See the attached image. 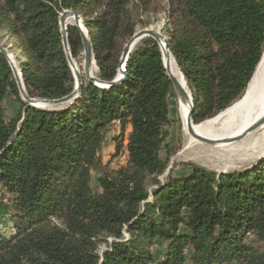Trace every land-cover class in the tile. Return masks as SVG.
I'll return each mask as SVG.
<instances>
[{
	"label": "trees",
	"instance_id": "obj_1",
	"mask_svg": "<svg viewBox=\"0 0 264 264\" xmlns=\"http://www.w3.org/2000/svg\"><path fill=\"white\" fill-rule=\"evenodd\" d=\"M139 1L0 0V26L19 38L25 58L28 95L58 99L75 88L59 23L65 10L83 19L97 77L115 80ZM168 17L169 48L199 124L248 88L264 53V0H169ZM68 45L79 57L76 26L68 28ZM173 91L153 37L136 44L119 83L84 81L61 109L28 107L0 52V185L8 194L0 223L16 229L13 238L0 234V264H264V157L243 171H168L171 153L162 152L170 147ZM9 92L21 102L10 120ZM115 123L117 155L127 139L128 163L106 169L95 193L92 172ZM107 238L113 241L100 253ZM157 240L162 259L152 251Z\"/></svg>",
	"mask_w": 264,
	"mask_h": 264
},
{
	"label": "rangeland",
	"instance_id": "obj_2",
	"mask_svg": "<svg viewBox=\"0 0 264 264\" xmlns=\"http://www.w3.org/2000/svg\"><path fill=\"white\" fill-rule=\"evenodd\" d=\"M135 3L136 5L139 4L137 11L134 10L135 7L133 8V11L135 13L133 14V18L134 20H136L135 33L141 30H144V29H153L156 31H160L169 41V37L167 36L166 31L164 29L169 19L168 17L169 0H147L146 4H144L143 1L141 0L138 3L137 2ZM82 24H83L84 31L87 32L83 19H82ZM72 25L76 26L74 24V20L68 19L67 37H68V28L69 26H72ZM0 44H2L4 47L8 49L13 66L16 68V70L18 71L20 75V78H22L23 80L19 61H23L25 60V58L23 56V52L20 47L19 38L15 35H12L9 32L6 25L0 26ZM82 44H83V41H82ZM69 50H70V47H69ZM64 52H65V49H64ZM93 61L96 66L95 72L93 75L97 77L99 74V70L95 62V57ZM73 63H76L77 65L80 66L81 72H82L81 76L83 80L88 81L86 79V74L84 70V46L81 50L79 57L77 58L73 57ZM13 76H14V73H13ZM20 96H21L22 101L24 102L21 93H20ZM241 97L239 99H241ZM179 100L180 98L178 94L176 93V91L174 90L170 98L172 122L167 127V130L170 132V136L167 140V143L170 144V147L168 151L162 152L163 157H166L168 153H171L168 171L173 169L174 174L184 175L190 172L192 165L201 166L208 170L216 171L218 173L243 171V170L253 167L264 157V145L262 149L260 150H254V149L252 150V148H248L251 142L245 141L244 137L239 140H230L229 143H227L228 144L227 146H223V144L220 142H214V143L195 142L192 145L188 146L189 138H188L187 131H185V124L181 116ZM20 105H21V102L12 93L9 92L4 100L6 118L8 120L16 116ZM64 107H60L56 109H61ZM216 116L212 118H215ZM220 128H221L220 123L215 124L216 130ZM119 133H120V126L118 123H115L110 129V131L108 132L106 141L99 154V160H100L99 167L96 170H93L92 172V189L95 193H99L101 191L98 178L103 174V172L106 169L116 170V169H119L120 167L126 166L128 163V153L126 149L127 139L124 140L123 149L117 155L116 138L119 136ZM238 144L240 145L239 148L231 149V147H234L235 145H238ZM161 178L164 179L163 177ZM7 198H8V194L3 190L2 186L0 185V203L2 201L6 202ZM0 234L5 235L8 238H13L16 236V229L9 220H6L5 222L0 223ZM125 236L127 238L129 236L128 233H125ZM112 241H113L112 238H107L106 242H101L99 246V252L102 253L104 250H106L109 246V243H111ZM164 248H165L164 243L161 240H157L154 247L152 248V251L154 255L156 256V258L158 259L163 258Z\"/></svg>",
	"mask_w": 264,
	"mask_h": 264
},
{
	"label": "bare ground",
	"instance_id": "obj_3",
	"mask_svg": "<svg viewBox=\"0 0 264 264\" xmlns=\"http://www.w3.org/2000/svg\"><path fill=\"white\" fill-rule=\"evenodd\" d=\"M164 50V62L173 75L178 79L182 88L184 89L186 96L180 98V110L183 122L185 124V131L188 133V146L195 142H203L197 139L190 132V125L188 121V113L191 104V91L190 88L179 69L175 58L167 51L163 46ZM95 63L92 60L89 65V71L91 75L95 72ZM72 68L76 79L78 75L81 76V68L76 63L72 62ZM84 72V71H83ZM86 74V73H85ZM82 77V76H81ZM264 117V53L261 62L259 63L254 76L249 83L245 93L236 101L231 107L226 109L224 112L216 116L215 118L209 119L201 124H192L193 132L208 138L214 142H220L223 146H227L230 140L244 134L252 125L261 120ZM220 123L221 128L216 130L215 124ZM245 141H250L248 148L252 150H260L264 145V123H262L253 132L244 135ZM222 146V147H223ZM240 145H235L231 149L239 148ZM248 151V150H247ZM197 152V151H196Z\"/></svg>",
	"mask_w": 264,
	"mask_h": 264
},
{
	"label": "water",
	"instance_id": "obj_4",
	"mask_svg": "<svg viewBox=\"0 0 264 264\" xmlns=\"http://www.w3.org/2000/svg\"><path fill=\"white\" fill-rule=\"evenodd\" d=\"M68 19H73L74 24L80 29V35L82 37L83 46H84V70L86 73V79L89 82H93L100 87H110V86L115 85L121 81L122 74L124 73V70H125L126 62L129 58V56L131 55L132 50L134 49L136 44L140 40H142L143 38L153 37L159 43L163 57H164L163 46L167 49V51H170L169 41L160 31H156L153 29L141 30V31L135 33L134 36L130 39V41L124 47L123 54L121 57L120 75L115 80H113L111 82H105V81L100 80L98 77L91 75V73L89 71V65H90L91 61L94 60L93 47H92V42L88 36V33L86 31H84V29H83L82 19H81L80 15L75 11L65 10L59 18V23H60V29H61V35H62V43H63L64 49H65V52L67 55V59H68V62H69L71 69H72L73 57L70 53L69 45H68V37H67ZM0 52L3 53L6 56V58L8 59L10 66L12 68V71L14 73L16 83H17L18 88L20 90V93L22 95V98L28 107H37V108H43V109H56V108L64 107V106L70 104L81 92V88H82L84 80L80 75H78V80H77L75 75H74L73 69H72V72H73V75L75 78V88H74L72 93H70L69 95L64 96L62 98H58V99L32 98L26 92V89H25L24 84H23V80H22V78H20L18 71L13 66V63H12L8 49L6 47H4L2 44H0ZM163 62H164V58H163ZM164 66L166 69V73L169 76V78L172 82L173 88L176 91V93L178 94V96L179 97H183V96L185 97L186 93H185L184 89L182 88L178 79L173 75V73L167 67L165 62H164ZM193 109H194V104H193V97L191 95V104H190V110L188 113L190 132L197 139H199L205 143H212L213 142L212 140L205 138V137H202V136L193 132V129H192V124H194L193 119H192ZM262 123H264V117L261 118V120L256 122L254 125H252L244 134L235 138L234 140H239V139L243 138L244 135H246L247 133L253 132Z\"/></svg>",
	"mask_w": 264,
	"mask_h": 264
}]
</instances>
